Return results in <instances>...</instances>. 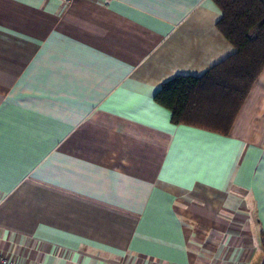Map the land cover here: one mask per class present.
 <instances>
[{"label":"crops","instance_id":"crops-1","mask_svg":"<svg viewBox=\"0 0 264 264\" xmlns=\"http://www.w3.org/2000/svg\"><path fill=\"white\" fill-rule=\"evenodd\" d=\"M214 0H0V255L262 264L264 66L227 130L155 100L235 47Z\"/></svg>","mask_w":264,"mask_h":264},{"label":"trees","instance_id":"trees-1","mask_svg":"<svg viewBox=\"0 0 264 264\" xmlns=\"http://www.w3.org/2000/svg\"><path fill=\"white\" fill-rule=\"evenodd\" d=\"M214 1L222 12L217 25L235 51L201 76L164 82L155 100L171 110L175 122L227 130L264 66V0Z\"/></svg>","mask_w":264,"mask_h":264},{"label":"built area","instance_id":"built-area-1","mask_svg":"<svg viewBox=\"0 0 264 264\" xmlns=\"http://www.w3.org/2000/svg\"><path fill=\"white\" fill-rule=\"evenodd\" d=\"M0 264H20V263L13 261L12 259H10L4 255H0Z\"/></svg>","mask_w":264,"mask_h":264}]
</instances>
